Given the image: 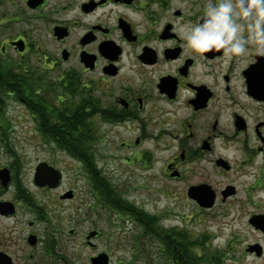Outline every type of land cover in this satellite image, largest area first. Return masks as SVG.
<instances>
[{
  "label": "flooded vegetation",
  "instance_id": "1",
  "mask_svg": "<svg viewBox=\"0 0 264 264\" xmlns=\"http://www.w3.org/2000/svg\"><path fill=\"white\" fill-rule=\"evenodd\" d=\"M204 3L0 0V72L17 86L0 100V264H18V251L20 264H49L53 238L37 228L49 222L47 197L63 188V172L46 163L41 184L20 142L46 139L67 152L60 140L87 138L73 123L90 127L91 142L119 138L144 169L152 151L168 153L163 179L183 189L181 199L198 205L190 190H207L213 207L202 210L242 215L255 237L244 253L264 256L254 223L264 220V51L224 58L187 48L182 26L200 19Z\"/></svg>",
  "mask_w": 264,
  "mask_h": 264
},
{
  "label": "rangeland",
  "instance_id": "2",
  "mask_svg": "<svg viewBox=\"0 0 264 264\" xmlns=\"http://www.w3.org/2000/svg\"><path fill=\"white\" fill-rule=\"evenodd\" d=\"M52 99L54 97L50 96ZM12 104L11 101L7 116L14 114ZM13 105L15 107L16 104ZM118 139L115 146L107 142H88L85 147L93 166L96 165L99 171V177L110 190L113 189L111 191L117 198L122 199L124 205H131L154 216L160 226L157 232L166 238L182 232L192 241L210 240L215 257L219 251L223 252L218 264H264V256L255 258L244 253L248 242L255 239L254 234L250 235L246 218L227 206H217L207 213L197 204L182 200L183 189H175L178 186L163 179L162 170L170 158L168 153L152 151L151 163L146 165L152 168L144 169L134 161L132 154L119 149L121 140ZM20 144L30 157V170L36 171V176L43 177L48 163H57L63 172V188L55 193L50 192L47 197L49 222L37 228L38 233L45 236L47 230L49 237L53 238L49 264H91V258L101 253L109 255V264H173L160 240L148 236L134 217L111 207L94 188L92 176L87 173L84 162L74 158L68 149L63 147L65 152L50 140L39 138L21 141ZM146 147L152 150L151 142ZM37 162L43 164L37 167ZM69 188L77 193V197L58 200V194ZM175 194L180 195L177 197ZM90 231L101 233L100 237L91 240L93 246L86 239ZM42 253L36 252L39 262L42 261ZM23 255L25 253L22 251L13 254L18 264Z\"/></svg>",
  "mask_w": 264,
  "mask_h": 264
},
{
  "label": "clouds",
  "instance_id": "3",
  "mask_svg": "<svg viewBox=\"0 0 264 264\" xmlns=\"http://www.w3.org/2000/svg\"><path fill=\"white\" fill-rule=\"evenodd\" d=\"M186 47L197 54L221 51L239 58L264 51V0H205L200 19L182 26Z\"/></svg>",
  "mask_w": 264,
  "mask_h": 264
},
{
  "label": "trees",
  "instance_id": "4",
  "mask_svg": "<svg viewBox=\"0 0 264 264\" xmlns=\"http://www.w3.org/2000/svg\"><path fill=\"white\" fill-rule=\"evenodd\" d=\"M0 76V87L2 90V93H0V100L2 101L3 95L7 92H13L14 88L17 89V86L9 85V81L10 83L14 81L10 72L7 77H5V73L0 72ZM69 126V129H71L73 133L80 132L86 134L87 138H82L81 136L82 140H80V144H78L79 141L74 142V139H62L59 144L68 149L74 158L84 162L87 173L92 176L94 188L105 198L112 208L123 210L126 214L134 217L136 222L142 225L141 227L144 228V232L148 234V236L155 237L162 242L167 253L166 255L173 264L220 263L223 252L219 251L215 257L210 247V240H207L208 242H198V240L192 241L187 237V234H183L182 232L166 238L163 234L157 232L160 226L154 216H149L137 208L134 209L131 205H124L121 202L122 199L117 198L111 191L113 189L111 188L110 190V187L105 185L104 180L99 177V171L97 167H95L96 165L93 166L92 158L86 151L85 143L91 142L92 140L90 137V127L84 126L83 123H81V130L79 131L77 130L78 126L76 124L73 123Z\"/></svg>",
  "mask_w": 264,
  "mask_h": 264
},
{
  "label": "water",
  "instance_id": "5",
  "mask_svg": "<svg viewBox=\"0 0 264 264\" xmlns=\"http://www.w3.org/2000/svg\"><path fill=\"white\" fill-rule=\"evenodd\" d=\"M46 174L47 173L44 171L43 177L37 176V180L40 181L41 184L42 183L44 185L47 184L48 181L46 180ZM54 179H55V182L51 186L56 187L61 180V175H58V176L56 175L54 177ZM189 196L194 198L195 201L198 203L199 207H201V208L209 209V208L213 207V198H212V196H207V190L192 189V190H190ZM71 197H72V194L69 193V194H66L63 198H71ZM261 219L262 218H255L254 223H255V225L263 228V230H264V220H261ZM96 235H97V232H91L89 234V236L87 237V239L89 240V239L95 237ZM248 251L252 252L253 249L249 248ZM258 254L260 255V253H258ZM109 260H110L109 256L105 253H102V254L98 255L97 257L92 258L91 263L92 264H109Z\"/></svg>",
  "mask_w": 264,
  "mask_h": 264
},
{
  "label": "bare ground",
  "instance_id": "6",
  "mask_svg": "<svg viewBox=\"0 0 264 264\" xmlns=\"http://www.w3.org/2000/svg\"><path fill=\"white\" fill-rule=\"evenodd\" d=\"M67 194H68V193H67ZM64 199H67V198H64ZM69 199H70V198H69ZM91 232H97V235H96V236H98V234H99L98 231H90V232L88 233L87 237L89 236V234H90ZM71 233H72V232H71ZM96 236H95V237H96ZM87 237H86V239H87ZM95 237H93V238H91V239H89V240L87 239L88 244H89L90 246H92L91 244H93V243L91 242V240L94 239ZM50 249H51V248H50ZM101 254H102V253H101ZM105 254H106V253H105ZM108 256H109V255H108ZM93 258H95V257H93ZM91 259H92V258H91ZM109 259H110V257H109ZM109 262H110V260H109ZM91 264H92V263H91Z\"/></svg>",
  "mask_w": 264,
  "mask_h": 264
}]
</instances>
